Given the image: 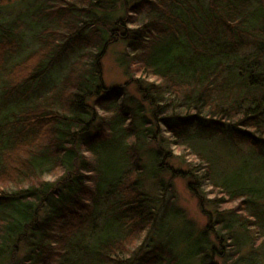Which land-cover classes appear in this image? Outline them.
Returning a JSON list of instances; mask_svg holds the SVG:
<instances>
[{
  "label": "trees",
  "instance_id": "trees-1",
  "mask_svg": "<svg viewBox=\"0 0 264 264\" xmlns=\"http://www.w3.org/2000/svg\"><path fill=\"white\" fill-rule=\"evenodd\" d=\"M27 1L0 0V264H264V0H40L2 17ZM31 23L34 45L6 64ZM118 43L128 81L109 86ZM132 83L151 107L144 133L127 122ZM213 134L255 159L217 179L186 154ZM171 142L189 164L156 183ZM174 177L208 221L144 245L177 214Z\"/></svg>",
  "mask_w": 264,
  "mask_h": 264
},
{
  "label": "rangeland",
  "instance_id": "rangeland-1",
  "mask_svg": "<svg viewBox=\"0 0 264 264\" xmlns=\"http://www.w3.org/2000/svg\"><path fill=\"white\" fill-rule=\"evenodd\" d=\"M40 0H28L25 5L21 8H17L16 6L9 7L2 10V17H15L17 14L25 13L27 18L29 17L31 10H35L36 5ZM39 24L31 23L26 30V35L24 34V40L21 44L20 49L17 53L12 54L6 60V64L12 63L14 60L18 59L25 53L31 49V47L35 43L34 35L37 32ZM125 51V44L118 43L112 46L109 52L106 54L104 58V81L107 85L112 84H125L128 81V76L126 75L124 68L118 62V56L120 53ZM125 96L123 98V102L128 106L129 112L131 113V118L129 121L135 122V127L137 132L144 133L145 128V121L152 120V113L151 107L144 100L142 94L139 92L138 87L136 84L132 83L126 86ZM144 129V130H143ZM148 129V128H147ZM162 127H158V131L161 130ZM143 138V137H141ZM186 138V137H185ZM187 139V138H186ZM227 138L226 136H221L217 134L213 135H205V137H200L198 140H187L188 148L186 154L190 150L200 151L211 163L214 168L215 177L217 179H222L233 169H236L239 166H242L245 161H251L255 159V155L252 151V147L245 142L235 143L231 139ZM184 141V137L181 139ZM141 151L144 154V159L146 162H149L150 156L152 153L150 147L153 145V142L149 140L142 139L141 143ZM168 151V158L165 157V160L161 169V173L156 178L157 182L163 178L164 180L169 179V162L171 164L187 168V159L183 158L184 153H182V146L175 145L174 143H170L168 147H166ZM175 154V158H171L170 155ZM170 160L168 161V159ZM47 177V176H46ZM51 178V176H48ZM47 177V178H48ZM54 176H52L53 178ZM143 181L146 184L151 185L152 187H156L153 191H159L158 188L153 184L154 179L148 178V175L145 173L143 175ZM173 180V188L175 190V207H176V216L169 222L165 223L164 227L159 228L160 224H156L150 232L145 234L144 240L141 241L144 245H147L148 242L152 239H159V240H170L171 236H174V240L177 237V230H183V235L180 239L185 238L187 236H195L200 232L204 225L208 221V216L206 212L202 209L200 205L199 198L192 193L188 186L187 179L183 177H174ZM149 188H151L149 186ZM207 207V206H206ZM146 243V244H145Z\"/></svg>",
  "mask_w": 264,
  "mask_h": 264
}]
</instances>
